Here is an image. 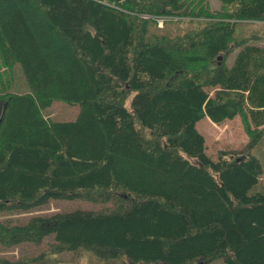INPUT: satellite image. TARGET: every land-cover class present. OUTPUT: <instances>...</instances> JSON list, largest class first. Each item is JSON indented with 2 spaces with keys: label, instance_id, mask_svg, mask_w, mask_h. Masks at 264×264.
I'll use <instances>...</instances> for the list:
<instances>
[{
  "label": "trees",
  "instance_id": "obj_1",
  "mask_svg": "<svg viewBox=\"0 0 264 264\" xmlns=\"http://www.w3.org/2000/svg\"><path fill=\"white\" fill-rule=\"evenodd\" d=\"M216 1L219 11L205 0H0V214L112 204L0 222V246L50 237L53 253L90 251L100 264H264V163L213 160L196 129L240 115L247 148L264 144V47L237 33L264 26V0ZM185 20L202 25L150 30ZM16 68L28 93L2 80ZM56 100L78 105L77 118H45Z\"/></svg>",
  "mask_w": 264,
  "mask_h": 264
},
{
  "label": "rangeland",
  "instance_id": "obj_2",
  "mask_svg": "<svg viewBox=\"0 0 264 264\" xmlns=\"http://www.w3.org/2000/svg\"><path fill=\"white\" fill-rule=\"evenodd\" d=\"M210 11H219L221 4L216 0H205ZM202 24L198 21H182L174 24H165L162 29L155 30L151 25L150 30L156 31L159 34H166L167 36H176L186 33L188 30L199 28ZM160 26V25H159ZM257 32L260 40L256 41L257 44L264 47V26L261 24H245L243 27L238 28V35L243 34L249 36L251 33ZM236 51L230 54L226 60V65L230 67L235 57ZM6 74V73H5ZM12 81L9 91L12 93H28L29 88L26 85L23 77L16 70L14 73L10 72L3 76V82ZM213 91H210L212 95ZM43 116L53 122H68L74 121L79 114L78 105H70L65 102L56 100L51 106L42 112ZM249 123L242 116L238 115L232 120H225L222 123H212L206 116L203 117L197 124L196 129L203 135L206 145L207 155L216 160L221 152L232 151L240 154L256 155L261 162L264 163V144H256L252 148H247L250 136L248 130H253L249 127ZM261 140H264V128L261 131ZM260 140V141H261ZM264 181V174L261 176ZM111 203H94L85 200H73V201H59L51 200L46 205L33 209L27 213L23 212H8L0 214V222H8L11 224H22L35 216H48L57 212H72L75 210H110ZM52 238H46L40 244L24 243L13 247L0 246V262H22L26 261L31 263H37L41 254H43L42 260L48 262V264H100L95 258L94 254L90 251H80L79 257H74L71 252H52ZM41 263V262H38ZM196 264H207L199 262ZM211 264H220L219 261H215Z\"/></svg>",
  "mask_w": 264,
  "mask_h": 264
},
{
  "label": "built area",
  "instance_id": "obj_3",
  "mask_svg": "<svg viewBox=\"0 0 264 264\" xmlns=\"http://www.w3.org/2000/svg\"><path fill=\"white\" fill-rule=\"evenodd\" d=\"M158 24H159L160 26L162 25V20H161V19L158 20Z\"/></svg>",
  "mask_w": 264,
  "mask_h": 264
}]
</instances>
